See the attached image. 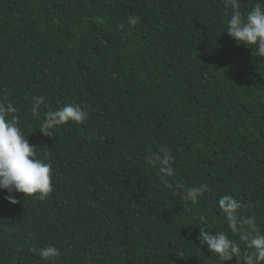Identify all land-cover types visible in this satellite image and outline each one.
Instances as JSON below:
<instances>
[{
  "label": "trees",
  "instance_id": "1",
  "mask_svg": "<svg viewBox=\"0 0 264 264\" xmlns=\"http://www.w3.org/2000/svg\"><path fill=\"white\" fill-rule=\"evenodd\" d=\"M230 13L224 0H0V101L53 184L44 200L13 192L15 205L0 189V264H218L199 228L244 247L224 194L264 234V58L227 34ZM69 103L83 124L42 135L44 113ZM162 147L171 177L145 161ZM200 184L193 205L184 189ZM48 245L54 262L30 251Z\"/></svg>",
  "mask_w": 264,
  "mask_h": 264
},
{
  "label": "clouds",
  "instance_id": "2",
  "mask_svg": "<svg viewBox=\"0 0 264 264\" xmlns=\"http://www.w3.org/2000/svg\"><path fill=\"white\" fill-rule=\"evenodd\" d=\"M224 5L226 9H231L227 20V34L238 44L254 46L258 49L256 55L264 58V0H258L247 13L240 10L241 0H224ZM127 23L135 27L139 18L130 15ZM42 105L48 107L43 96L32 98L30 111L35 119H41L39 110ZM87 116L88 113L81 106L65 104L56 110L46 111L38 130L42 135L51 137L53 128L69 122L83 124ZM18 121L19 109L11 102L0 101V189L9 193L6 199L13 205L19 202L12 195L13 192L44 200L53 191L52 164L36 157V147L29 144L18 127ZM173 160L172 151L167 147L145 157L146 163L157 168L162 178L175 174ZM168 186L171 187L170 184ZM208 190L207 184L188 187L184 189L183 198L195 205L199 202V197ZM217 207L224 215L228 230L233 236H238L244 247L242 249L240 243L229 238L225 231L213 233L203 227L199 228L200 243L214 254L218 264L231 261L233 257L237 259V264H264V234L256 224V217L241 215L242 204L231 194L220 196ZM199 220L207 223L204 215ZM30 251L49 262L56 261L60 255L59 250L52 245L32 248Z\"/></svg>",
  "mask_w": 264,
  "mask_h": 264
}]
</instances>
